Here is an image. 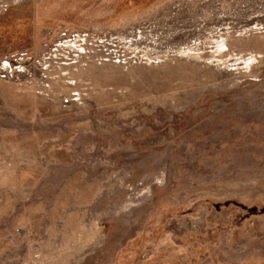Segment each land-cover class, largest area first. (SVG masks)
Listing matches in <instances>:
<instances>
[{
	"label": "rangeland",
	"instance_id": "obj_1",
	"mask_svg": "<svg viewBox=\"0 0 264 264\" xmlns=\"http://www.w3.org/2000/svg\"><path fill=\"white\" fill-rule=\"evenodd\" d=\"M55 148L113 184L80 264H264V0H0V184Z\"/></svg>",
	"mask_w": 264,
	"mask_h": 264
},
{
	"label": "crops",
	"instance_id": "obj_2",
	"mask_svg": "<svg viewBox=\"0 0 264 264\" xmlns=\"http://www.w3.org/2000/svg\"><path fill=\"white\" fill-rule=\"evenodd\" d=\"M48 159V179L0 184V264H80L106 242L111 208L107 218L100 201L112 197L110 177L91 176L95 165L74 150Z\"/></svg>",
	"mask_w": 264,
	"mask_h": 264
},
{
	"label": "trees",
	"instance_id": "obj_3",
	"mask_svg": "<svg viewBox=\"0 0 264 264\" xmlns=\"http://www.w3.org/2000/svg\"><path fill=\"white\" fill-rule=\"evenodd\" d=\"M14 65V64H13Z\"/></svg>",
	"mask_w": 264,
	"mask_h": 264
}]
</instances>
